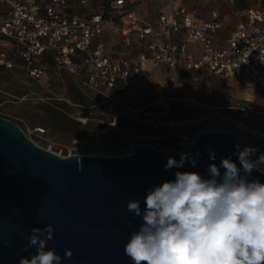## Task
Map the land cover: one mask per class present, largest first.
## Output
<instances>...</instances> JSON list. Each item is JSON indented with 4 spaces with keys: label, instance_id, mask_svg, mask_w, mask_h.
Returning <instances> with one entry per match:
<instances>
[{
    "label": "rangeland",
    "instance_id": "obj_1",
    "mask_svg": "<svg viewBox=\"0 0 264 264\" xmlns=\"http://www.w3.org/2000/svg\"><path fill=\"white\" fill-rule=\"evenodd\" d=\"M107 1L94 0L93 5L106 14ZM172 1L132 0V8L139 18L151 21ZM182 1L202 19L215 10L227 27L238 21L235 12L241 4L264 9V0ZM74 8L79 10V4ZM112 25L118 35L119 21ZM106 42L112 56L131 51L117 36H107ZM37 65L45 66L39 77H32L20 60L11 68L0 67V116L16 121L36 144L59 155H108L113 144L123 153L130 142L148 144L159 134L169 142L192 141L199 131L215 128L219 116L229 118L227 130L241 140V149H258L253 159L264 153V96L251 95L236 78L205 70L175 75L157 67L132 77V88L122 91L91 88L85 81L88 68L59 70L49 55ZM206 116L211 119H202ZM39 127L43 133L36 132Z\"/></svg>",
    "mask_w": 264,
    "mask_h": 264
},
{
    "label": "water",
    "instance_id": "obj_2",
    "mask_svg": "<svg viewBox=\"0 0 264 264\" xmlns=\"http://www.w3.org/2000/svg\"><path fill=\"white\" fill-rule=\"evenodd\" d=\"M239 144L241 140L226 130H201L182 143L197 159L195 167L186 162L166 170L168 158L179 160L181 151L130 142L126 154L62 156L0 116V264L30 259L36 248L23 249L31 230L48 224L54 238L46 250L59 254L61 264H132L124 246L142 221L127 210L128 201H140L143 210L148 191L174 180L177 171L198 172L208 179V166L219 167L229 157L240 167L235 147ZM209 150L215 161L209 159ZM224 171L220 167L221 176ZM249 179L264 183V172L254 169ZM65 249L72 251L70 259H64Z\"/></svg>",
    "mask_w": 264,
    "mask_h": 264
},
{
    "label": "built area",
    "instance_id": "obj_3",
    "mask_svg": "<svg viewBox=\"0 0 264 264\" xmlns=\"http://www.w3.org/2000/svg\"><path fill=\"white\" fill-rule=\"evenodd\" d=\"M93 2L0 0V67L11 68L20 60L32 77H39L45 66L37 63L49 55L59 70L88 68L85 81L91 88L122 91L132 88V77L150 68L164 67L175 75L204 69L236 78L256 98L264 96L263 8L236 10L238 21L228 36L222 37L224 24L215 10L208 19H202L182 0L170 2L151 21L136 15L132 0H108L106 14ZM76 3L79 10L74 8ZM114 20L120 24L118 35L111 29ZM107 36H117L131 48L130 53L108 54ZM229 122L228 117L219 116L211 130L228 131ZM36 132L43 133L44 129L36 128ZM111 148L108 155L129 152L126 148L117 153L115 144Z\"/></svg>",
    "mask_w": 264,
    "mask_h": 264
},
{
    "label": "clouds",
    "instance_id": "obj_4",
    "mask_svg": "<svg viewBox=\"0 0 264 264\" xmlns=\"http://www.w3.org/2000/svg\"><path fill=\"white\" fill-rule=\"evenodd\" d=\"M235 147L240 167L229 157L219 167L208 166V179L177 171L174 180L148 191L143 210L140 201H128L127 210L142 221L124 246L132 264H264V183L249 179L254 169L264 172V153L253 159L256 147ZM209 153L215 161V153ZM186 162L195 167L197 159L182 152L179 160L170 156L164 167L181 168ZM53 238L51 224L33 228L23 250L35 247L36 252L19 264H61L59 254L46 250ZM72 255L65 249L64 259Z\"/></svg>",
    "mask_w": 264,
    "mask_h": 264
},
{
    "label": "trees",
    "instance_id": "obj_5",
    "mask_svg": "<svg viewBox=\"0 0 264 264\" xmlns=\"http://www.w3.org/2000/svg\"><path fill=\"white\" fill-rule=\"evenodd\" d=\"M240 8L241 9L247 8V4H245V3L241 4ZM78 100H79L80 103L84 104V100H82L80 98ZM158 136H160V137H158L157 140H150L147 143L150 144V145H153L154 147L160 148V149H165V150H170V151L185 152L180 140L176 139V140H174V142H169V141L166 140L167 138H163V135L159 134Z\"/></svg>",
    "mask_w": 264,
    "mask_h": 264
},
{
    "label": "crops",
    "instance_id": "obj_6",
    "mask_svg": "<svg viewBox=\"0 0 264 264\" xmlns=\"http://www.w3.org/2000/svg\"><path fill=\"white\" fill-rule=\"evenodd\" d=\"M223 24L224 25H223L222 29L220 30V35L222 37H226V36H228V34L230 33V31L234 28V26H235L236 23L232 27H227V25L225 24V22H223ZM149 67H151V65ZM200 70H204V69H200Z\"/></svg>",
    "mask_w": 264,
    "mask_h": 264
}]
</instances>
